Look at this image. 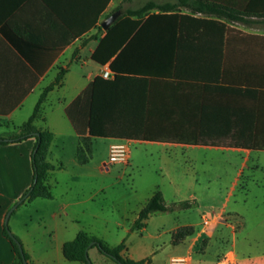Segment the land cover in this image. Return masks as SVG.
I'll use <instances>...</instances> for the list:
<instances>
[{
  "label": "crops",
  "instance_id": "obj_1",
  "mask_svg": "<svg viewBox=\"0 0 264 264\" xmlns=\"http://www.w3.org/2000/svg\"><path fill=\"white\" fill-rule=\"evenodd\" d=\"M123 2L126 0H0V20L7 26V36L0 34V126L16 119L24 120L14 126L16 131L12 135L2 133L0 138L15 135L33 114L43 91L56 80L62 69L68 70L60 86L47 96L42 115L36 121L38 128H47L54 134L48 155L49 163L55 167L48 175L53 197L37 198L16 209L36 205L35 212L47 225L45 229L52 228L51 231L56 234L53 237V249L43 250L42 257L54 254L58 258L64 256V244L76 238V225L82 223L80 215L76 214V207L88 200L76 202L68 198L74 190L72 185L63 192L58 191L62 184L61 177L68 171L63 159L65 147L59 139L66 136L71 138L70 148L76 157L79 134L70 122L66 109L109 66H102L92 60V54L106 31L103 29L98 39H94V36L100 33L101 23L113 14L118 3ZM187 3L179 14L204 20V24L185 20L182 33L177 31L176 38H180V42L175 47L163 41L159 44L158 50H164L163 54L160 52L162 57H166V53L173 56L172 49L177 47L180 62L177 75H129L121 79V110L126 114V123L152 130L154 134L183 129L184 134L190 136L204 129L222 140H264V0H186ZM206 3L225 7L224 13L204 9ZM199 7H203V10ZM73 62H78L83 72L76 73L72 97L68 99L62 96L58 107L53 106L48 113L46 104L50 94L67 87ZM56 69L58 73L54 81L45 86L46 79ZM50 115L54 122L50 120ZM94 140L110 141V145L117 141L104 138ZM35 143L36 138L32 137L0 146V264H11L15 260L12 245L4 235L5 220L9 210L33 183L32 153ZM129 143L140 146L152 157L156 155L159 160L164 158L166 163L178 160L176 153L168 150L173 146L213 148L245 154L246 158L253 152H264L143 140ZM245 169L246 163L235 171L226 190L209 183L199 187L200 192L194 191L188 197H179L170 206L166 204L169 211L181 210L186 218L168 230L171 236L180 227L192 226L195 230L193 235L178 244L180 248L183 247L182 250L178 248L167 264L172 258L180 256L190 257L193 264L195 253L200 254V261L204 264H264V213H260V218L257 215L251 218L244 214L243 209L241 212L230 206L241 184L248 196L253 189H257L264 205V181L258 179L264 178V170H254L251 179L243 184ZM156 171L170 178L174 175L168 166H160ZM216 173L217 180H222L230 172L221 170ZM72 176H76V171ZM176 184H173L174 187ZM180 190V187L176 189L178 193H181ZM149 199L138 209L128 212L126 224H117L127 225L123 230L125 234L133 230V227L129 229V225L135 223ZM191 201L195 206H179ZM173 204L177 208L169 209ZM48 206L52 209L46 213ZM204 214L210 217L208 226L203 224ZM214 214L223 216L215 219ZM233 218L235 221H232ZM120 238V243L125 241V237L120 235ZM21 240L30 254V246L24 243L25 239ZM91 251L92 248L88 254ZM128 253L127 247L124 256L135 261L143 260ZM30 260L32 264L40 262L32 257Z\"/></svg>",
  "mask_w": 264,
  "mask_h": 264
},
{
  "label": "rangeland",
  "instance_id": "obj_2",
  "mask_svg": "<svg viewBox=\"0 0 264 264\" xmlns=\"http://www.w3.org/2000/svg\"><path fill=\"white\" fill-rule=\"evenodd\" d=\"M151 1L159 4L166 2L179 4V0H126V2L118 3L113 12L117 9H123L122 13L124 14L128 11L137 10ZM187 5L188 3L180 5L178 10H184ZM81 68L82 66L78 62L72 63V72L68 77L67 87L50 94L49 102L46 104L48 113L53 106L58 107V101L62 96L68 99L72 97V87L76 83V73L83 72ZM57 73V69L54 70L46 79L44 85H50ZM23 112H26V110ZM50 120L54 122L51 115ZM22 121L24 120L16 119L13 122H7L5 126H0V134L12 135L16 131L14 126L19 125ZM66 135L69 134L66 133ZM59 140L65 147L63 159L68 171L63 173L61 177L62 184L58 191L63 192L69 185H72L74 190L68 198H72L76 202L88 200L76 207V214L80 215L79 217L82 219L81 225H76V235L80 229L88 231L111 246L120 243L121 235V237H125L129 249L128 255L131 254L136 259L148 260L147 264H167L169 257L174 252H178L177 249L180 248V244L174 245L172 243V236L168 230L186 218L181 210H175L177 207L176 204H173L169 209L175 211L167 210L169 212L156 213L150 217L145 229L142 231L132 230L129 234H125L123 230L125 227L127 228V225L120 226L117 224H126L125 220L128 212L138 209L157 189L163 192L165 203L170 206L179 197H188L194 191L200 192V188L209 183L226 190L231 184L235 171L243 168L245 163L246 169L242 176L243 184L246 183V180L251 179L254 170H264V152H253L246 158L245 154L239 155L229 151H217L213 148L188 149V146H173L168 150L173 154L176 153L178 160L166 163L164 158L159 160L156 155L152 157L140 146H132L131 143L129 145L132 149V161H129L128 164L109 165L110 141L106 140H93L92 160L86 165H80L70 148L71 138L66 136L61 137ZM160 166H168L174 173L172 178L156 171ZM221 170L230 173L222 180H217L216 172ZM74 171H76L75 177L72 176ZM258 179L264 181V178L259 177ZM195 182H197L196 185ZM174 183H177L175 187ZM178 187H180L181 193L176 191ZM256 191L257 189H253L248 196V192L244 190L241 184L233 195L230 203L231 208L241 212L243 209L244 214H248L251 218L256 215L257 218H260V213H264L263 198ZM44 202L51 204L48 201ZM190 206H195V203L191 201ZM35 209L36 205L34 204L22 206L14 211L8 223L12 234L20 240L23 239L24 241L25 239L24 243L30 246V258L32 257L35 261L36 259L40 260L39 263L36 262L37 264H86L70 261L63 255L59 258L56 254L49 257L41 256L43 250L53 249L55 244L53 237L56 234L51 231L52 228L51 230L45 229L47 225L39 218ZM51 209L52 207L48 206L46 213H49ZM232 221H235V219L233 218ZM132 227L133 225H129V229H132ZM193 257V264H204L200 261L201 256L199 253H195ZM89 258L92 264H117L109 257L99 253L97 248H92Z\"/></svg>",
  "mask_w": 264,
  "mask_h": 264
},
{
  "label": "trees",
  "instance_id": "obj_3",
  "mask_svg": "<svg viewBox=\"0 0 264 264\" xmlns=\"http://www.w3.org/2000/svg\"><path fill=\"white\" fill-rule=\"evenodd\" d=\"M185 3L186 0H179V4L148 2L137 10L124 13L105 32L92 54V60L102 66L109 64L113 78L96 77L82 96H79L66 109L70 122L79 134L76 152L79 164L85 165L92 160L94 138L264 150V140H222L210 130L205 131L204 129L190 136L184 134L183 129H175L167 134H154L152 130L140 128L134 123H126V114L121 110V79L129 75H177L180 67L177 47L172 49L173 56L170 57L166 53V57H162L160 52L163 54L164 50H158L159 44L163 41L175 47L180 42V38H176L177 31L179 34L182 33L185 20L191 19L199 25L204 24V20L179 14L178 7ZM199 9L202 11L203 7ZM204 9L223 14L225 7L206 3ZM118 10L120 9L114 12ZM99 29L100 32L103 31L102 27ZM0 34L7 36V26L2 20H0ZM98 37L97 34L94 39ZM67 71V69H62L56 80L43 91L33 114L18 128V132L11 137L0 138V146L22 142L32 137L36 138L32 153L33 183L21 197L23 199L21 204L32 202L37 198L51 199L53 197L51 186L48 184V175L55 167L49 163L48 155L54 134L47 128H38L36 121L42 115L43 104L47 96L57 86H60ZM86 133L89 135L87 136ZM181 206L191 207L189 202H183ZM167 210L163 194L157 190L140 210L133 224V230L141 231L146 227L150 216ZM194 233L192 226L180 227L173 232L172 243L178 245ZM4 235L10 241L15 253V260L11 264H32L22 241L12 234L9 224L5 225ZM17 241L22 245V252ZM91 248H97L100 253L117 264L148 263L145 259L135 261L124 256L123 252L127 249L126 241L117 246H111L86 231H80L74 240L66 242L63 246V254L70 261L92 264L88 254Z\"/></svg>",
  "mask_w": 264,
  "mask_h": 264
},
{
  "label": "built area",
  "instance_id": "obj_4",
  "mask_svg": "<svg viewBox=\"0 0 264 264\" xmlns=\"http://www.w3.org/2000/svg\"><path fill=\"white\" fill-rule=\"evenodd\" d=\"M101 76L104 79H111L113 78V73L111 69L108 67H105L102 72ZM130 145L129 141L127 140H117L113 142L109 146V159L108 164H128L130 161ZM223 214L218 215L214 214L213 217L215 219H219L222 217ZM202 221L204 226H208L211 223L210 217L207 214H204L202 217ZM169 264H191V259L188 256H180V257H174L170 260Z\"/></svg>",
  "mask_w": 264,
  "mask_h": 264
},
{
  "label": "water",
  "instance_id": "obj_5",
  "mask_svg": "<svg viewBox=\"0 0 264 264\" xmlns=\"http://www.w3.org/2000/svg\"><path fill=\"white\" fill-rule=\"evenodd\" d=\"M122 15V11L118 10L116 12H114L113 14H111L110 16H108L102 23H101V27L107 31L117 20L118 18ZM23 202V199H20L8 212L7 216H6V220H5V224L8 225L9 223V219L11 217V215L13 214V212L18 208V206ZM17 244L19 245V248L22 252V245L17 241ZM91 262V261H90Z\"/></svg>",
  "mask_w": 264,
  "mask_h": 264
}]
</instances>
